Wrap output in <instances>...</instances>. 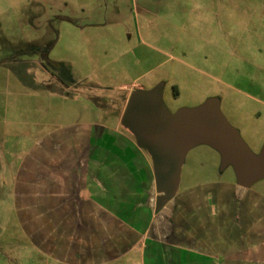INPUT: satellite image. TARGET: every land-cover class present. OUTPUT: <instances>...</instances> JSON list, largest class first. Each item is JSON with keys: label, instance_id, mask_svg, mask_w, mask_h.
Masks as SVG:
<instances>
[{"label": "rangeland", "instance_id": "374dc122", "mask_svg": "<svg viewBox=\"0 0 264 264\" xmlns=\"http://www.w3.org/2000/svg\"><path fill=\"white\" fill-rule=\"evenodd\" d=\"M132 82L163 83L171 112L218 98L258 153L264 0H0V264H66L80 247L96 264H176L175 246L195 249L197 264H264V179L237 186L208 146L187 154L158 213L149 182L138 217L112 216L117 202L100 207L119 196L112 173L122 171L88 164L135 144L117 121ZM139 154L126 161L141 167ZM137 241L138 252L118 249Z\"/></svg>", "mask_w": 264, "mask_h": 264}, {"label": "water", "instance_id": "95a60500", "mask_svg": "<svg viewBox=\"0 0 264 264\" xmlns=\"http://www.w3.org/2000/svg\"><path fill=\"white\" fill-rule=\"evenodd\" d=\"M163 93V83L133 90L121 116L122 127L151 160L156 213L177 195L187 154L198 146L219 154L220 171L231 167L237 186L248 189L264 179V143L258 153L253 152L223 115L218 98L171 112Z\"/></svg>", "mask_w": 264, "mask_h": 264}, {"label": "crops", "instance_id": "0c3cea01", "mask_svg": "<svg viewBox=\"0 0 264 264\" xmlns=\"http://www.w3.org/2000/svg\"><path fill=\"white\" fill-rule=\"evenodd\" d=\"M135 89H144V87L142 85H139L138 83L132 82L130 84H124L121 86V90H129L130 93L135 90ZM130 95V94H129ZM118 123H120V128H123L121 125V116H118L117 119ZM124 129V128H123ZM126 132H128L126 130ZM120 136H123V134H121ZM124 140V139H123ZM135 141V140H134ZM127 145H123V148H118L115 145H112V150L113 151H119L118 155L120 156V159L118 160H113V162L109 163V164H102V163H89V167L88 169H103L106 171H113V170H121L122 172L119 173V176H115V174L112 173L113 178L116 181V184L119 186H121V190L119 191V196L114 197L112 196L111 193V199H107L106 203L103 204L102 206H100L101 208H105L108 209L107 207L109 206L110 202H117V209L114 210V214L112 216H117L121 218V220L123 218L127 219V218H132V217H137L141 214V210L144 208V205L142 203H144L145 198L143 199H139V197L137 196V190L139 189L140 185H151L152 184V188L155 189V184H154V177H153V181L152 178L150 177V181H146L148 179V174H147V168L148 166H150L152 168V164H151V160L147 159V154L141 150L140 148L137 147L136 143L135 144H130V142H128L127 140H125ZM130 152H134L136 154H138V156H140L139 153H143L144 157H142V166L141 167H137V164L135 161H133V157L131 158L132 161H126V157L129 158ZM142 169V170H141ZM142 171V174L141 172ZM142 176V178H141ZM152 176H153V169H152ZM117 177V178H115ZM149 182V183H147ZM147 183V184H146ZM99 192L100 190L97 189ZM144 192V191H143ZM156 193V190H155ZM145 197V195H144ZM156 197H157V193H156ZM142 200V201H141ZM108 201V202H107ZM156 201V198H155ZM99 207V208H100ZM100 208V211H101ZM104 210V209H103ZM154 213L155 212V208H154ZM104 214V213H103ZM153 217L155 218V216L153 215ZM120 220V222L122 224H124L122 221ZM137 223V222H135ZM139 223V222H138ZM127 225V222H125L124 226ZM133 225V224H132ZM136 225H133V227H130L128 225L129 231L135 230ZM127 227V226H126ZM145 232L146 230H148L147 226H145ZM103 243L98 242V250L103 251V252H107L108 250H115V246L114 245H108L106 247H102L100 248L99 246H101ZM146 245H144L143 243H140L139 241L135 242L132 246H129V244H124L122 247H119L118 249H129V251H135L138 252L139 250H141L143 247H145ZM111 248V249H110ZM174 249H176L177 251H179V253L174 254V256H176V264H197V258L195 257V249L186 247H178L175 246ZM65 252V250H64ZM70 257V260L66 261V264H96L97 261L94 263L93 261V257H92V253H90V257H87V255H84L82 253V248H77L76 252L72 253H67ZM46 255H48L49 257L51 256V253L49 252V254L46 252ZM121 254L117 253H113L112 256H114V258L119 257ZM60 256V254H59ZM72 256V258H71ZM86 256V257H85ZM144 256V254H143ZM55 259L56 262L59 263H63L62 261H59L61 259ZM242 264V263H241Z\"/></svg>", "mask_w": 264, "mask_h": 264}, {"label": "trees", "instance_id": "16d2710c", "mask_svg": "<svg viewBox=\"0 0 264 264\" xmlns=\"http://www.w3.org/2000/svg\"><path fill=\"white\" fill-rule=\"evenodd\" d=\"M133 137V136H132ZM134 139V138H133ZM145 152V151H144ZM146 153V152H145ZM147 154V153H146Z\"/></svg>", "mask_w": 264, "mask_h": 264}]
</instances>
